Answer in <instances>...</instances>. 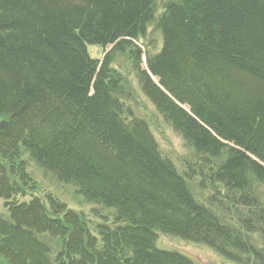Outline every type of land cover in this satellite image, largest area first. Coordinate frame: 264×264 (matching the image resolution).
<instances>
[{
    "label": "trees",
    "instance_id": "16d2710c",
    "mask_svg": "<svg viewBox=\"0 0 264 264\" xmlns=\"http://www.w3.org/2000/svg\"><path fill=\"white\" fill-rule=\"evenodd\" d=\"M0 199V264H264V0H0Z\"/></svg>",
    "mask_w": 264,
    "mask_h": 264
},
{
    "label": "rangeland",
    "instance_id": "374dc122",
    "mask_svg": "<svg viewBox=\"0 0 264 264\" xmlns=\"http://www.w3.org/2000/svg\"><path fill=\"white\" fill-rule=\"evenodd\" d=\"M155 39V44L158 47L160 44L159 35L155 34L152 36ZM88 53L92 57H101L102 49L94 46H89ZM144 58V57H143ZM145 65V62H143ZM122 73H125L126 77L132 82V78L129 74H127V69L124 67L122 69ZM133 84V82H132ZM134 85V84H133ZM135 86V85H134ZM136 88V87H135ZM137 99L140 104L138 106L139 112L142 116H144L149 124V128L154 134L156 140L158 141L160 147L170 153L174 158L177 156L179 161L183 158L187 152L185 147L183 146L182 140L179 136H177L166 123H164L163 119L160 115L157 114L153 105L136 89ZM33 174L37 183V189L33 191L35 194L43 193L44 191H49L51 187V183L44 179L41 173L36 170L34 167ZM59 192L62 194L64 198L69 202L70 207L75 210L87 209L86 203L77 198L72 188L67 186H59ZM83 203H82V202ZM4 211L3 201L0 199V213ZM159 240H157V246L159 248L166 249H175L180 252L185 253V255L189 256L195 263L197 264H230L224 262L218 255L212 252L210 249L200 245H194L191 243H186L180 241L176 238H171L160 234Z\"/></svg>",
    "mask_w": 264,
    "mask_h": 264
}]
</instances>
